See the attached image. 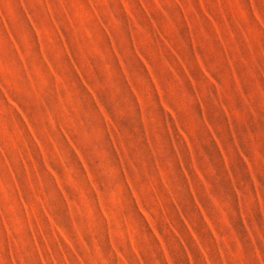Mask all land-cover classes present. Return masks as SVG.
I'll return each mask as SVG.
<instances>
[{
	"label": "rangeland",
	"instance_id": "374dc122",
	"mask_svg": "<svg viewBox=\"0 0 264 264\" xmlns=\"http://www.w3.org/2000/svg\"><path fill=\"white\" fill-rule=\"evenodd\" d=\"M0 264H264V0H0Z\"/></svg>",
	"mask_w": 264,
	"mask_h": 264
}]
</instances>
